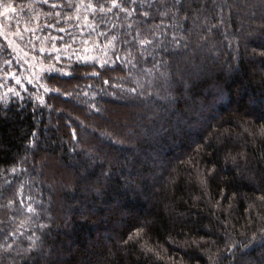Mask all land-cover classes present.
<instances>
[{
	"label": "trees",
	"instance_id": "obj_1",
	"mask_svg": "<svg viewBox=\"0 0 264 264\" xmlns=\"http://www.w3.org/2000/svg\"><path fill=\"white\" fill-rule=\"evenodd\" d=\"M116 3L0 0V264H264V0Z\"/></svg>",
	"mask_w": 264,
	"mask_h": 264
},
{
	"label": "rangeland",
	"instance_id": "obj_2",
	"mask_svg": "<svg viewBox=\"0 0 264 264\" xmlns=\"http://www.w3.org/2000/svg\"><path fill=\"white\" fill-rule=\"evenodd\" d=\"M37 26L38 23L36 22L29 25H21L15 18L11 7L0 9V38L8 46L16 63L19 65L17 72L9 74L13 85L6 84V80L0 85V98L6 94H18L25 84L39 85L41 88L40 84L43 74L49 72L52 68L56 69L54 66L46 64L43 59H40L41 55L36 54L37 52L41 54L46 51L57 52L53 47L44 45V40H38L40 37L36 34ZM84 52L83 60H97L99 64L104 62L107 54L105 49L98 47H90Z\"/></svg>",
	"mask_w": 264,
	"mask_h": 264
},
{
	"label": "snow or ice",
	"instance_id": "obj_3",
	"mask_svg": "<svg viewBox=\"0 0 264 264\" xmlns=\"http://www.w3.org/2000/svg\"><path fill=\"white\" fill-rule=\"evenodd\" d=\"M45 2L47 3V0H45ZM89 7H91V5H89ZM113 7H118V4L116 3V0H113ZM101 10L103 11V8H101ZM109 11H111V9H108ZM6 11H7V9H6ZM61 31H63V29H60ZM95 74V73H94ZM17 83H19V81H17ZM106 83H107V81H106ZM46 91H47V89H45ZM10 91H11V89H10ZM134 91V90H133ZM32 209L31 208H29V211H31Z\"/></svg>",
	"mask_w": 264,
	"mask_h": 264
}]
</instances>
